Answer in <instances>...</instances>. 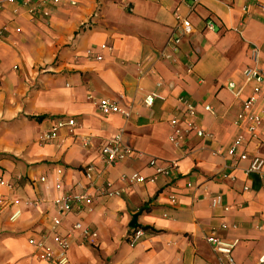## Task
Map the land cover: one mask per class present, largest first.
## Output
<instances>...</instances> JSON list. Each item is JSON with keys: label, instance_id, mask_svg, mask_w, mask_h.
I'll return each mask as SVG.
<instances>
[{"label": "crops", "instance_id": "1", "mask_svg": "<svg viewBox=\"0 0 264 264\" xmlns=\"http://www.w3.org/2000/svg\"><path fill=\"white\" fill-rule=\"evenodd\" d=\"M0 1V200L7 202L0 264H55L38 259L28 239L48 231L59 215L55 200L76 193L85 199L61 216L57 231L80 221L97 235L75 232L67 264H216L222 255L207 241L211 234L234 242L238 264H264V167L247 172L242 150L229 153L243 134L245 153L264 157V82L244 75L246 68L264 73V0H58L42 6L46 16L39 0ZM185 17L191 33L176 51L166 49L172 58H157ZM229 81L241 89L237 96ZM153 93L148 106L143 99ZM252 94L258 98L251 110L261 120L247 133L235 119ZM181 95L197 104L193 120L207 135L191 132L175 147L170 118L184 127L176 109ZM100 98L116 100L130 117L102 114ZM56 117L78 124L41 140ZM118 130L133 151L106 167L99 145ZM151 158L176 160L177 176L155 174ZM134 172L147 179L122 178ZM216 195L221 204L213 207ZM135 213L155 232L131 245ZM46 241L57 249L53 232Z\"/></svg>", "mask_w": 264, "mask_h": 264}, {"label": "built area", "instance_id": "2", "mask_svg": "<svg viewBox=\"0 0 264 264\" xmlns=\"http://www.w3.org/2000/svg\"><path fill=\"white\" fill-rule=\"evenodd\" d=\"M11 2H16L18 0H8ZM24 2H29L30 0H23ZM39 4L41 5V13L46 16L48 14L46 9H43L42 6L58 2V0H39ZM2 2L0 1V7ZM264 10V5L261 7ZM36 6L31 8V12H36ZM205 25L208 28H213V22L207 20ZM4 29H0V38L3 35ZM192 31V25L190 21L185 18H180L176 26L173 28V31L169 35L165 47L162 51L157 54V58H172V54L170 51H176L179 47L180 41L183 36L190 34ZM169 50H166V49ZM101 49L110 50L111 47L106 44H101ZM89 52V51H88ZM96 58L100 60L102 58L101 55H97ZM141 73H145L146 71L141 70ZM244 75L247 79H252L258 83L264 82V73L259 71L256 68H246L244 70ZM161 82L157 83V86H160ZM227 89L234 95L237 96L241 89L238 88L234 82L229 81L226 84ZM255 90H258L256 87ZM155 93L148 94L144 97L143 102L151 106ZM258 96L256 94H252L249 96L242 105L241 111L237 114L235 119V124L238 126H242L247 133H252L254 129L258 126L261 120V116L251 109L256 102ZM264 98V97H263ZM179 105L177 106V110L181 111L183 114L184 127H181L178 124V117L176 115H172L170 118V124L173 128L172 134L169 136L171 143L175 147H179L180 143L187 137L191 132L194 133L197 137H204L207 133L200 127H198L193 120V116L196 110L197 104L191 101L188 97L181 95L178 97ZM96 107L102 114L109 113H119L124 118L128 119L130 117V111L123 109L119 106L116 100H111L108 98H100L96 102ZM205 111L213 112L210 105L203 106ZM77 121L74 117H56L52 119L51 125L49 129L43 132L40 136L43 141H53L57 138V135L61 129H66L68 132H72V130L77 126ZM81 143L83 146L91 145V136H84L81 139ZM244 135L238 134L234 139L233 144L229 148V153H234L235 151L241 149V153L239 154V158L248 161V166L246 167L247 172H257L261 174L262 169L264 167V157L258 155L248 156L244 151ZM98 151L101 154L102 160L106 167L114 166L115 164L122 161L129 154L132 153V148L123 143L122 140V131L118 130L113 135H111L108 139L103 141L99 145ZM149 164L154 166L155 174H162L167 177L175 178L177 176V167L178 163L176 160H167L161 161L156 158H151L149 160ZM85 176L87 178H91L92 176V166H88L86 168ZM123 179H127L130 183L135 182H144L147 177L140 175L138 172H134L129 176H123ZM43 179V178H42ZM2 182V181H1ZM246 189V187H245ZM104 193L108 195H118V191H105ZM85 199L83 194H64L55 200V204L58 206L59 215L52 216L50 219V225L48 231H44L38 235V237H30L28 242L31 244L34 250L35 256L40 260H45L49 262H53L55 264H67V250L72 244V238L75 232H79L84 238H94L97 233L94 230H91L88 226L83 225L80 221L73 223V225L66 230L64 234L58 233L57 229L61 223V216L70 212L73 206L76 203H81ZM7 204V202L0 200V210ZM221 204V197L219 195L213 196L211 199V206L216 207ZM227 209V207H224ZM224 226V225H221ZM54 233V240L57 245V249H50L47 245V235L49 233ZM144 233L141 229L132 228L129 235L128 241L131 245L137 242V240ZM207 241L211 244L215 252L220 253L222 258L216 264H238L232 255V249L234 246V242L228 243L223 240L218 239L214 234H211L207 237ZM259 261H264V252L259 258Z\"/></svg>", "mask_w": 264, "mask_h": 264}, {"label": "trees", "instance_id": "3", "mask_svg": "<svg viewBox=\"0 0 264 264\" xmlns=\"http://www.w3.org/2000/svg\"><path fill=\"white\" fill-rule=\"evenodd\" d=\"M44 118H46V116H45V115H41V116H38V117L36 118V120H42V119H44ZM134 229H141V230H143L144 232H145V231L155 232V230H154L153 228H151V227H149V226H145V225H139V224H138V226L135 227Z\"/></svg>", "mask_w": 264, "mask_h": 264}, {"label": "water", "instance_id": "4", "mask_svg": "<svg viewBox=\"0 0 264 264\" xmlns=\"http://www.w3.org/2000/svg\"><path fill=\"white\" fill-rule=\"evenodd\" d=\"M138 214H139V213H135V214H133L132 219H131V221H130V223H129V226H130V227L135 228V227L138 226V222H137V216H138Z\"/></svg>", "mask_w": 264, "mask_h": 264}]
</instances>
